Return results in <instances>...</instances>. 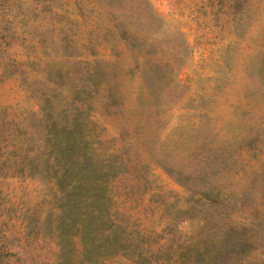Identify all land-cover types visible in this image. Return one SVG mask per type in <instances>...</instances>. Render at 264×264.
<instances>
[{
  "label": "rangeland",
  "instance_id": "1",
  "mask_svg": "<svg viewBox=\"0 0 264 264\" xmlns=\"http://www.w3.org/2000/svg\"><path fill=\"white\" fill-rule=\"evenodd\" d=\"M112 7L0 0V264H264V0Z\"/></svg>",
  "mask_w": 264,
  "mask_h": 264
},
{
  "label": "trees",
  "instance_id": "2",
  "mask_svg": "<svg viewBox=\"0 0 264 264\" xmlns=\"http://www.w3.org/2000/svg\"><path fill=\"white\" fill-rule=\"evenodd\" d=\"M115 0H104L102 3L100 0V8L104 10V12L109 16L110 20L112 21V27L109 30L113 35L115 34H122V41L127 44H143L148 45V37L140 36L137 32V28L135 25V21L132 16L127 14L118 13L113 7L112 3ZM146 18V17H145ZM140 23V22H139ZM146 48V46H145ZM144 48H141L139 51L143 52ZM142 54V53H139ZM104 79V77H103ZM69 143V142H68ZM110 163H101V168H99L100 163H97L94 158L88 157L85 154V157L78 162V169L76 170V175L78 176V184L76 189L83 194H89L91 197V205L94 209L95 220L99 221V226L103 230L100 231L105 233V230H108L106 233L105 241L114 249H118L121 247L118 244V234L117 230L119 227H114L112 222L110 224L109 218L104 220V217L107 214V205L109 198L106 194L107 185L104 184V179L108 174V169L106 167H110ZM65 174V173H64ZM63 174V175H64ZM209 203L213 204L214 200L211 198ZM120 249V248H119Z\"/></svg>",
  "mask_w": 264,
  "mask_h": 264
}]
</instances>
